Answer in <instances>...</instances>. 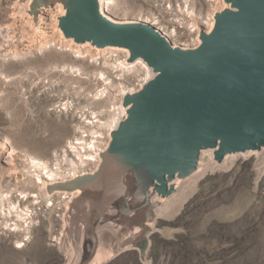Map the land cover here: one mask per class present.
Returning <instances> with one entry per match:
<instances>
[{
	"label": "rangeland",
	"instance_id": "374dc122",
	"mask_svg": "<svg viewBox=\"0 0 264 264\" xmlns=\"http://www.w3.org/2000/svg\"><path fill=\"white\" fill-rule=\"evenodd\" d=\"M107 1L111 3L105 13L111 18L147 22L180 46L197 44L200 28L213 23L215 12L224 8L223 0ZM26 4L27 0H0V28L10 27L19 52L0 55V143L15 149L22 172L6 176L1 184L26 185L20 188L22 193L13 191V201L0 205V264H63L59 245L70 196L43 200L38 193L43 182H36L22 159L34 161L39 174L53 168L55 178H43L48 181L93 171L97 151L110 139L111 117L122 102L120 91L138 89L147 65L134 62L125 67L120 61L128 53L122 50L79 49L70 42L81 51L78 56L59 32L42 49L29 48L32 25L28 28L19 12ZM88 144L95 147V159L85 154ZM262 155L240 153L227 159L224 167L216 163L179 208L172 206L174 195L157 208L145 261L130 248L107 264H264ZM11 201L21 205L22 217Z\"/></svg>",
	"mask_w": 264,
	"mask_h": 264
},
{
	"label": "water",
	"instance_id": "95a60500",
	"mask_svg": "<svg viewBox=\"0 0 264 264\" xmlns=\"http://www.w3.org/2000/svg\"><path fill=\"white\" fill-rule=\"evenodd\" d=\"M224 2L195 46L175 45L147 22L115 20L99 0L28 2L34 20L41 6L62 4L64 38L127 48V62L141 59L154 72L122 95L125 117L98 166L44 185L45 195L80 191L65 212L63 264H107L130 248L145 261L157 208L199 171L202 152L217 164L263 153L264 0Z\"/></svg>",
	"mask_w": 264,
	"mask_h": 264
},
{
	"label": "bare ground",
	"instance_id": "6f19581e",
	"mask_svg": "<svg viewBox=\"0 0 264 264\" xmlns=\"http://www.w3.org/2000/svg\"><path fill=\"white\" fill-rule=\"evenodd\" d=\"M29 1L30 0H27L26 7L25 8L23 7V10H20L19 11L21 16L26 17V22H27L28 28H30L31 25H32L31 29L29 30V34L30 35H28L26 33L27 36H28V38H29V39H27L29 43L26 46H28L29 48H31L34 45H37L39 48H41L45 44H47V42L50 40V37L51 36L54 37L53 34H55V33L58 34V32H59L60 39L63 42H67V45L72 46V48L74 46H76L79 49L81 47L82 48H87V47H89V48H92V47L97 48V47H95L94 45H91L88 42L78 44V43H75L71 38L66 39V38L63 37L62 32H61V30H60V28L58 26L59 25V18L65 13V9L63 8L62 4L57 3L53 7H44V6H41L40 7V13H39L38 17L34 20L30 14H28V13L25 12V9L28 7V2ZM106 1L107 0H99L101 10L104 13H105V10L108 9L109 3H111V1H107V2ZM227 6H228V4H226L224 2V7H227ZM212 24L213 23L210 24V22L204 23V25H206V29L207 30H209L212 27ZM43 29H44V31H43ZM10 31H11L10 27L0 28V55L3 56V57L5 55L10 54V53L13 54L14 56H18L19 55V52L17 50L15 41L10 37L11 36L10 35ZM198 40H199V37H198ZM70 42L73 43L74 46L71 45ZM199 42H200V40H199ZM33 43H35V44H33ZM197 44H195V45H197ZM195 45H192V46H195ZM77 48L74 47V52L77 53L78 56H79L81 54V51L79 49H77ZM97 49H102L104 51L105 50H110L111 52L113 50L114 51L122 50V52L128 53V55L126 54L127 57L129 56V50L127 48H124V47L106 46V47L97 48ZM127 57H126V59H127ZM120 62L125 67L131 66V65H128L127 66L126 64H130V63H134V62L135 63L140 62V63L143 64V66H145V64H146L141 59H136V60L131 61V62H127V60H124L125 63L122 62V61H120ZM121 64H119L120 68H124ZM145 68H146V70H145L146 77H145L144 80L146 81V80L150 79L154 75V73L151 70V68H149L147 66H145ZM125 92H128V91L121 90L120 91V94L123 95ZM124 114H125V108H123L122 104H119V106H117V108L115 109V112L113 113V115L111 117L110 130H112L118 124L119 119L123 118ZM76 141L77 142H80V143H84L85 140L83 138L81 139V137L80 138L77 137L76 138ZM7 142H9L8 139H7ZM87 143L88 142H85V144H87ZM88 145H89L88 146L89 150L87 148V151H86L85 154H87L89 156V157H87L88 159H95L94 156H93V153L95 152V147H94V145H92V146H90V144H88ZM103 148H105V147H103ZM100 150L97 151V156L99 158V161L97 160V162H96L97 165L95 166V168L98 166V164L100 162V157L98 155V152ZM14 152H15V149L13 147H11L9 149V148H6L5 143H0V205H3L4 204V200L5 201L6 200L7 201L8 200H12L11 199V194L13 193L14 190L15 191H19L20 193H22L23 191H20V188L26 187L25 184H21V183H18V182L15 183V184H13V185L6 186V188L2 187V184H1L2 183V180L6 176H11V175L16 176L17 173H22L21 170H19V168L17 166V158L15 157V155H14L15 153ZM246 153H249V152H246ZM78 154L79 155H83L82 153H80V151H78ZM260 161H262V163L264 164V151H263V155L260 157ZM22 162L24 163V164L22 163L23 164V167L25 169L28 168V169H26L27 172L29 171L32 175L34 174V179H36V182L37 183L43 182V183L39 184V190H38V193L40 194V197L43 200L50 201L49 198L52 197V196H55L57 194H60L62 198L63 197H66V196H68V197L70 196V199H71L73 196L77 195L80 192L79 190H75V191H72V192L54 191L53 193H51L49 195H45L44 185L47 184V183L56 181V180L48 181V180L43 179V178H48V179L55 178V174H54L53 168L52 169H46V168H44V169H46V171H45L46 174L43 175L41 173L39 174L36 171V169L33 168L34 167V163H35L34 161H32V163H29L25 158H23L22 159ZM227 162H228V160H225V161L222 162L223 167H224V165L227 164ZM2 163L8 164L11 167L8 168V169H4L3 167H1L2 166ZM22 164H21V166H22ZM217 166L218 165L216 164V162L213 159L212 151L202 152V155H201V163L199 165V171L192 178H190L189 180L181 181L179 183V185L177 187V192L174 194V196H172L173 202H174V205H172V206H174V208H179L182 205L183 200H186L191 195V193L194 191L198 180L204 174H206L207 172L213 171L214 169H216ZM31 168H33V170ZM95 168H93V170ZM60 195H58L57 197H59ZM192 195H193V193H192ZM31 196H34L35 197L36 194H32ZM70 199L68 201H70ZM55 200H56V198H55ZM12 201H11L10 205H12V207H16L14 209V212L16 213L17 216H21L22 217V214H21L20 210H22L23 208H21L20 207L21 205L19 206L18 204H17L18 206L17 205L15 206ZM8 211L11 212L10 209ZM168 212H169V210H168ZM167 215H168V213H167ZM15 225L17 227L20 224L18 225V223L17 224L15 223Z\"/></svg>",
	"mask_w": 264,
	"mask_h": 264
},
{
	"label": "built area",
	"instance_id": "2783aa9c",
	"mask_svg": "<svg viewBox=\"0 0 264 264\" xmlns=\"http://www.w3.org/2000/svg\"><path fill=\"white\" fill-rule=\"evenodd\" d=\"M142 85V84H141ZM123 117H125V114H124V116Z\"/></svg>",
	"mask_w": 264,
	"mask_h": 264
}]
</instances>
